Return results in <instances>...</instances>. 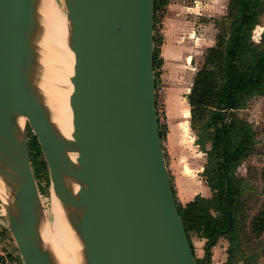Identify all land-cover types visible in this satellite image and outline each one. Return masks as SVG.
Here are the masks:
<instances>
[{"label": "water", "instance_id": "obj_1", "mask_svg": "<svg viewBox=\"0 0 264 264\" xmlns=\"http://www.w3.org/2000/svg\"><path fill=\"white\" fill-rule=\"evenodd\" d=\"M73 131L59 143L35 80L37 0H0V173L24 264H58L28 126L83 264H198L166 165L156 97L155 0H67ZM22 119H25L22 123Z\"/></svg>", "mask_w": 264, "mask_h": 264}, {"label": "trees", "instance_id": "obj_2", "mask_svg": "<svg viewBox=\"0 0 264 264\" xmlns=\"http://www.w3.org/2000/svg\"><path fill=\"white\" fill-rule=\"evenodd\" d=\"M169 1L155 0V28ZM229 10L232 20L227 37H220L208 48L187 94L191 127L196 132L197 144L207 155L202 174L212 191L210 196L199 193L185 203H181L175 193L193 250L192 234L205 239L204 256H196L198 264H211L213 247L220 238L234 242L242 194V178L237 168L252 153L254 136L251 124L235 111L242 108L249 97L264 93V49L261 43L253 40V30L264 13V2L230 0ZM161 41V34L155 33L156 85L157 68L163 64ZM159 120L163 138L160 116ZM29 147L34 160V155L40 153L35 138L29 139ZM172 186L176 192L173 182ZM252 226L256 233L264 231V204Z\"/></svg>", "mask_w": 264, "mask_h": 264}, {"label": "rangeland", "instance_id": "obj_3", "mask_svg": "<svg viewBox=\"0 0 264 264\" xmlns=\"http://www.w3.org/2000/svg\"><path fill=\"white\" fill-rule=\"evenodd\" d=\"M187 1L194 3V0ZM200 2L205 14L207 38L204 49L195 60L198 69L204 63L208 48L215 45L220 37H227L232 20L229 10L230 0H200ZM64 5L67 13V0H64ZM159 20L155 28L157 36L162 32ZM253 40L261 43L264 49V13L260 17V23L253 30ZM157 72L156 97L158 114L164 129L162 141L166 165L176 196L181 203H184L188 199H193L195 194H204L210 189L202 174L207 155L197 144L196 132L191 127L187 84L171 82L165 75L162 65L157 68ZM187 83L190 84V81ZM235 112L252 126L253 151L237 168V174L242 178V194L234 242L223 239L215 251L214 264H264V231L256 233L252 226L253 219L264 204V93L249 97L245 105ZM32 138L35 136L28 126V139ZM206 146L209 148L210 144L207 143ZM32 162H34L32 166L43 207L46 216L51 220L53 187L49 168L41 150L39 155H34V160L32 155ZM4 206L0 197V262L20 264L23 260L5 219ZM192 237L195 251L198 252L202 243L196 235L192 234ZM230 247L231 251H229Z\"/></svg>", "mask_w": 264, "mask_h": 264}, {"label": "bare ground", "instance_id": "obj_4", "mask_svg": "<svg viewBox=\"0 0 264 264\" xmlns=\"http://www.w3.org/2000/svg\"><path fill=\"white\" fill-rule=\"evenodd\" d=\"M37 20L35 44L38 64L35 84L44 100L48 121L57 141L68 146L73 131L70 96L73 90L71 76L74 72V53L69 45V17L64 0H37ZM0 197L3 205L10 198L1 173ZM42 222L44 241L53 250L58 264H83L81 244L54 189L51 220L44 208Z\"/></svg>", "mask_w": 264, "mask_h": 264}, {"label": "crops", "instance_id": "obj_5", "mask_svg": "<svg viewBox=\"0 0 264 264\" xmlns=\"http://www.w3.org/2000/svg\"><path fill=\"white\" fill-rule=\"evenodd\" d=\"M204 15L200 0H194L192 4L187 0H170L160 21L162 41L159 48L160 56L163 59L162 67L171 82L187 84V93L190 92L193 78L198 69L195 60L199 58V53L204 49L207 38ZM187 81H190V84ZM211 194V189H209L202 195L210 196ZM196 237L198 236L196 235ZM191 238L193 241V237ZM198 239L202 244L195 254L197 257H203L205 239L200 237ZM223 239L225 238H220L213 247L211 264L215 263V251ZM0 264L3 263L0 262ZM20 264H24V262L20 261Z\"/></svg>", "mask_w": 264, "mask_h": 264}, {"label": "built area", "instance_id": "obj_6", "mask_svg": "<svg viewBox=\"0 0 264 264\" xmlns=\"http://www.w3.org/2000/svg\"><path fill=\"white\" fill-rule=\"evenodd\" d=\"M159 27H160V24H159Z\"/></svg>", "mask_w": 264, "mask_h": 264}]
</instances>
